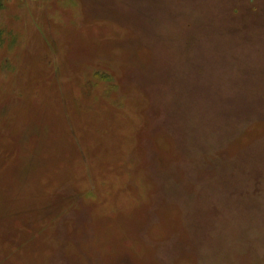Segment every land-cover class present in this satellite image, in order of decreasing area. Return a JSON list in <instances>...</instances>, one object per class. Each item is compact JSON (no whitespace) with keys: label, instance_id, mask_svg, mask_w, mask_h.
I'll list each match as a JSON object with an SVG mask.
<instances>
[{"label":"rangeland","instance_id":"rangeland-1","mask_svg":"<svg viewBox=\"0 0 264 264\" xmlns=\"http://www.w3.org/2000/svg\"><path fill=\"white\" fill-rule=\"evenodd\" d=\"M0 264H264V0H0Z\"/></svg>","mask_w":264,"mask_h":264}]
</instances>
